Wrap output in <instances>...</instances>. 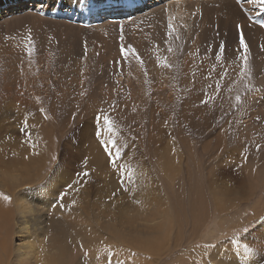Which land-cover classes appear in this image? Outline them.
<instances>
[{
    "label": "rangeland",
    "instance_id": "rangeland-1",
    "mask_svg": "<svg viewBox=\"0 0 264 264\" xmlns=\"http://www.w3.org/2000/svg\"><path fill=\"white\" fill-rule=\"evenodd\" d=\"M106 1L112 7L124 0H22L24 6L10 11L6 6L13 1L0 0V5L6 2L0 13V155L7 158L14 143L23 145L25 151L13 155L16 164V158L34 155L46 164L44 176L68 172L76 182L71 189L80 216L75 264H161L170 259L179 264L181 257L180 264L220 263L217 243L227 242L228 251L239 249L264 215V0H199L198 7L182 5L174 11L172 6L159 18L154 11L167 0H155L139 4L137 12L130 5L127 14L83 20L93 9L103 14ZM54 8L70 16L52 14ZM237 25L249 48L250 76L243 80ZM29 35L31 56L25 48ZM222 42L225 54L218 63ZM121 45L133 47L143 63L131 55L125 60ZM165 60L171 67L161 66ZM224 69L229 74L221 80ZM217 81L216 98L201 104L214 94ZM6 106L12 115H1ZM101 113L112 121L111 132ZM109 139L115 143H100ZM117 149L119 168L109 162V152L116 159ZM163 157L172 167L169 177L160 166ZM220 164L236 165L246 188L250 185L249 193L233 195L238 201L223 215L213 208L205 178L206 167ZM28 169L36 173L30 164ZM194 199L206 205L200 221L191 217ZM255 210L261 215L255 216ZM161 223L169 226L171 238L161 249L168 255L158 260L140 253L143 245L136 243L146 242Z\"/></svg>",
    "mask_w": 264,
    "mask_h": 264
},
{
    "label": "bare ground",
    "instance_id": "bare-ground-1",
    "mask_svg": "<svg viewBox=\"0 0 264 264\" xmlns=\"http://www.w3.org/2000/svg\"><path fill=\"white\" fill-rule=\"evenodd\" d=\"M10 1H13V2H12V4L6 6L8 11L19 9L22 6H24L23 2L21 3L22 0H10ZM129 1L130 0H124L123 3H119V4H117V6H112V7H110V6L108 7L107 5H110V1H106V3H104L105 4L104 8L106 10H103V12H102L103 14H99V12H96L95 9H93L87 14V16L89 15V17L87 18V16H86V17H84L83 20L88 19L90 21H94L95 18L99 19L100 15L112 17V16H116V15H121L122 13L127 14V13H130L127 11V7L130 5H131V8L133 6H136L135 7L136 10H134V12H137V10L138 11L140 10L139 7H137V6H139V3L137 2L139 0H134L132 2H129ZM151 1H153V3H151L150 5L155 3V0H143V2H144L143 7L145 5L147 6V4H149V2H151ZM220 1L219 0H211L212 3H218ZM198 2H199V0H167L166 5L165 4H164V6L162 5L163 6V8H161L162 10L160 8H158L157 11L156 10L154 11L155 12L154 17L159 18V17H163V15L166 16L165 12H168L172 6H175L173 9H171L174 11H177V10L180 11L179 9L182 8V5H187V6L190 5V6H192V8H194V6L198 7ZM2 3L0 5V13H4V10H2V9H4L5 5H6V2H2ZM194 4H196V5H194ZM26 5H27V3H26ZM35 5L38 8L40 7V5L38 3H36ZM101 7L103 8V5H101ZM56 10H58V9L54 8L52 11V14H56V15L60 14L62 16H64V15L70 16L68 13H63L61 10H58L56 12ZM43 14H45V13H43ZM45 15H47V13ZM151 15H152V13L150 14V16ZM62 16H60V17H62ZM52 17H53V15H52ZM154 19H156V18H154ZM229 20H231V19H229ZM234 21H236V19H234ZM54 28H55V26H54ZM64 28H65V26H64ZM259 33L260 32H258V34ZM248 38H250V36ZM2 108H3V106H2ZM13 112H14L13 109L11 110V108H8L6 106V108L3 109V112H1V115L4 116L6 114V116H8V115H12ZM16 112H18V114H22V115H23V113L26 114L25 112H21V110L16 111ZM6 129H8V123H7V127L4 130H6ZM25 130H26V134H28L27 129H25ZM24 147L25 146H23V145H19V144L14 143V147L12 148L13 154H9V156L7 158H5L4 155H0V264H67V262H68L67 257L72 258L71 264H75V262H76L75 260L78 257H77L76 252H74L73 249L75 247H77L76 235L78 232L77 231L78 227L80 226V224L78 223V219L80 216H79V212L77 211V207L75 206V195H73V193L71 192V189L73 186H75L76 182L71 179V177L68 175V172H65L66 175L63 176V175H61L62 171L58 172L57 170H55V171L44 176L43 172H44V168H45L46 164L44 163V161H43L44 164H41L39 162L41 160L38 161V157L34 156V155H30V157L20 156V157L16 158V161L18 162V164H16V162H14L13 155L18 154V153L19 154L23 153L25 151ZM7 149H8V147L5 150H7ZM26 150H28V148ZM222 150L223 149L221 148V152L219 155V163L221 162V160L224 157ZM99 160H97V161H99ZM168 162L169 161H167V159H165L163 157V160H161V162H160V166L162 167V170L165 172V174H167V176L169 177L170 175L168 174V171L172 167L170 166V164ZM100 163L101 162H99V164ZM29 164H30V166L32 165V169H34V171H36V173H31V170L28 169ZM221 165H223V164H220V167L216 168V169H214L213 167H206L205 168L206 169L205 170V174H206L205 178L207 179L206 182H207L208 190L210 193V198H211V201L213 204V208L216 209L215 210L216 213L218 212V213H220V215H223V214H228V212L235 206L234 203H237L238 198L233 197V195H235L239 192L241 193V195L249 193V186L250 185H248V188H246L247 183H244V181H242V179H241L242 173H240V171H239V169H237L238 167L236 165L232 164L228 167H225L224 165L221 166ZM54 177H56L57 179L58 178H62V179L64 178V179L63 180L58 179V181L56 182L54 180L55 179ZM74 182H75V184H74ZM61 185H64L63 188H61L62 187ZM69 185H72V187H69ZM65 193H66V195H64ZM62 195H63V200H61ZM4 196L11 197V201L9 202V201L5 200L3 198ZM237 196L239 197V195H237ZM242 198H244V197H241L240 199H242ZM194 201H196V202L193 204V206L191 208V211H190L191 217L193 219L195 218L196 219L195 221H200L201 219L199 220V218H201L205 203L203 204V202H201L199 199H197V200L194 199ZM263 201H264V199L261 200V204L264 205ZM157 211H159V210H156V212ZM139 215H140V213H139ZM146 215H148V214H146ZM146 215L142 216V218L143 217L145 218ZM155 215H157V214H155ZM258 215H261V213L255 210V216H258ZM165 217H166V215L164 217H161V219L165 218ZM185 217H187V216H185ZM124 218L125 217H123V219ZM126 218H128V217H126ZM192 218H191V220H192ZM262 218L263 219H260V222L257 224V227L251 233L244 235V237L241 239L242 245L241 246L239 245L240 247L238 246L239 249L234 250V251H232V250L228 251L227 249H231V248H229L227 246L228 245L227 242L225 244L223 242L217 243L216 249L217 250L220 249L219 254L218 253H216L217 255L215 254L216 256H219V258H220V263H217V264H262V262L264 260V249H263V246H264V215L262 216ZM172 220H173V218H172ZM136 222H137V220H136ZM174 222H175V220H174ZM168 224L170 225V223L167 222L166 225H168ZM166 225L163 223L157 224L156 227L159 228V230H157L158 232H154L153 236H151L146 242L144 241L145 243L143 242L144 244L139 239L140 241L136 244H138L139 246L141 244L143 245V247H140V248H143V249H141L140 253H142V251H143L146 254V256H149V257L150 256L151 257L157 256L155 258H158V260H160L159 257L162 254L161 249H162V247H164L162 245H164L166 243L167 247H168L167 237L171 238V236L168 235V233L170 231L169 226H166ZM173 227H174V225H173ZM98 228H99V226H98ZM125 228H127V227H125ZM133 230H135V229H133ZM108 231H110V233H116L115 230H108ZM142 231H145V234L147 232H149V230H147V229L142 230ZM175 232H173V233H175ZM125 233L127 234L128 232H125ZM139 235H140V233H139ZM172 235L174 236V234H172ZM125 237H126V235H125ZM128 238H130V236ZM128 238L127 239L124 238L123 242H126V243L130 242L132 244L133 241L129 240ZM170 238H169V240H170ZM14 240L16 242H14ZM135 240H137V239H135ZM179 245H181V244H179ZM231 245H233V243ZM244 245L248 246L249 248L245 247ZM119 246H121V245H119ZM224 246H225V248H223ZM133 247H134V242H133ZM166 249H164V250H166ZM216 249H214V250H216ZM234 249H235V247H234ZM120 250L121 249H119V251ZM174 250H178V249L175 248ZM167 251H168V249H167ZM172 251L173 250H171V253H172ZM128 252H130V251H128ZM128 252H127V254H128ZM137 252H138V250H137ZM180 252H182V251L180 250ZM144 253H143V255H144ZM213 253L211 251L212 255H213ZM120 254H122V253H120ZM135 254H136V252H135ZM131 255H129L130 259H131ZM137 255H140V254H137ZM143 255H142V257L145 256V255L144 256ZM164 255H166V254H164ZM169 255H171V254L169 253ZM124 256H125V254H124ZM189 256H190V254H189ZM194 256H195V254H194ZM213 257L214 256H212V258ZM120 258H118V259H120ZM182 258L183 257H181V259ZM138 259H139V256H138ZM142 259L144 260V258H142ZM161 259H163V258H161ZM181 259H179L180 263L183 260H185V259H182V261H180ZM122 260H123V258L119 261H122ZM126 260L124 259V261H126ZM155 260L152 261V259H151L150 262L156 263ZM166 260H168V259H166ZM174 260L177 263H175V261H172V259H170V261H166V263L163 261L164 263H161V264H178V261L176 259H174ZM127 261H129V259ZM131 261H129V264ZM215 261H217V260H215ZM136 262H138V261H136ZM139 262H140V260H139ZM135 264H137V263H135ZM145 264H147V263H145ZM152 264H154V263H152ZM263 264H264V262H263Z\"/></svg>",
    "mask_w": 264,
    "mask_h": 264
},
{
    "label": "snow or ice",
    "instance_id": "snow-or-ice-1",
    "mask_svg": "<svg viewBox=\"0 0 264 264\" xmlns=\"http://www.w3.org/2000/svg\"><path fill=\"white\" fill-rule=\"evenodd\" d=\"M168 29H169L168 35L171 36L173 34V32L175 31V29L173 28L172 22H171V18L169 20ZM237 29L239 30V40H238L239 48L237 49V52H238L237 59L242 62L240 67H239V77H240V79L243 80L244 77L250 76L249 65H248L249 48H248V44H247V42L245 40V37H244L242 26L241 25H237ZM177 39H179L178 36H177ZM121 40H123V36H121ZM25 48L27 50L28 55L31 56L33 51H34V46H33V41H32L31 35H29L26 38ZM86 51H87V49H86V46H85V52ZM168 51L171 52L172 48L169 47ZM120 54L125 60H127L129 58V56L131 55V56L135 57L136 60L141 61L140 56L136 53V50L133 47H131V46H128L126 48L125 46L121 45ZM224 54H225V45L222 42L220 44V46H219V51L215 55L216 62H218V63L221 62L222 58L224 57ZM157 60L160 61L161 58L157 57ZM142 63L143 62L141 61V64ZM161 66L162 67H171V65H169L166 62V60L162 62ZM215 67H216V65H213V70H215ZM228 74L229 73H228L227 69H224L223 73L220 74V79L221 80L224 79ZM209 87L211 88L212 85H209ZM220 88H221V84L219 83V81H217L216 84H215L214 94L209 96L208 99L201 100L200 103L206 105L208 103L209 99H213L214 100L216 98V95H218ZM245 88L248 89L249 86L247 84H245ZM235 100H236L238 105L242 103V98H241V96L239 94H237L235 96ZM41 111H43V110H41ZM101 116H102V120H103V126L107 128L108 132H111L112 129H113V124H112V121L110 120L109 116L106 115V114H103V113H101ZM101 116H98L97 120H100ZM257 119H259V117ZM95 135L99 136V135H101V133L99 131H97V132H95ZM100 143L103 144V145H107L109 143H113L114 144L115 141L111 140V139H109V140H101ZM257 148H259V145H257ZM105 151H108V149L106 148ZM120 156H121V152H120L119 149H117L116 152H115L116 159H113L112 158V153L109 152V162L112 163L117 168L122 167V165H118L116 163L117 159H119ZM84 175L87 176L88 174L85 173ZM69 187H72V185H69ZM64 195H66V193ZM3 198L5 200L9 201V202L11 201V197H9V196H4ZM61 200H63V195L61 196ZM244 231L247 232L248 229L245 228Z\"/></svg>",
    "mask_w": 264,
    "mask_h": 264
}]
</instances>
